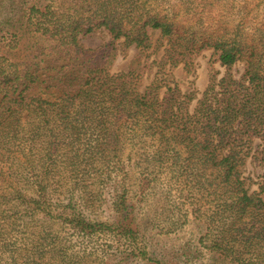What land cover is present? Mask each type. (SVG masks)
Returning a JSON list of instances; mask_svg holds the SVG:
<instances>
[{
    "label": "trees",
    "instance_id": "obj_1",
    "mask_svg": "<svg viewBox=\"0 0 264 264\" xmlns=\"http://www.w3.org/2000/svg\"><path fill=\"white\" fill-rule=\"evenodd\" d=\"M15 1H0L3 264L30 244L33 264H44L47 253L54 264L83 260L81 253L67 259L59 237H51L49 221L56 220L79 235L116 239L126 251L121 264L131 263L129 254L143 264H172L154 259L144 242L142 207L129 194L135 177L144 187L140 200L156 187L172 202L170 214L191 217L196 252H208V264H264V171L254 181L241 169L248 157L264 161V12L254 19L258 26L243 15L232 28L205 31L191 22L193 11L201 18L200 0L192 10L191 0ZM101 29L110 36L106 47L81 44V36ZM118 39L142 51L163 46L144 90L133 70L111 73L102 63ZM204 48L218 53L224 71L199 96L168 84L166 72L159 77L181 64L188 71ZM237 62L244 66L239 78ZM126 147L136 158L123 155ZM98 201L108 202L106 219L87 213ZM173 223L160 231H173Z\"/></svg>",
    "mask_w": 264,
    "mask_h": 264
},
{
    "label": "rangeland",
    "instance_id": "obj_2",
    "mask_svg": "<svg viewBox=\"0 0 264 264\" xmlns=\"http://www.w3.org/2000/svg\"><path fill=\"white\" fill-rule=\"evenodd\" d=\"M12 1L13 0H7L8 3ZM197 1L198 0H191V3L189 4L191 10ZM15 2H13L12 6L16 4ZM202 2V9L198 10L201 18H199L198 13L193 11L194 13L192 12L191 14V22L194 21V27H202V30L205 31L211 30L210 27L212 26H214V28L219 26L232 28L238 23L243 15L245 18L244 20L247 21L246 25L255 26L256 24V26H258L259 21L258 23H255L254 19L258 16V19L260 20L259 14L262 15L264 12V0H200V4ZM186 5L187 4L183 6ZM12 6L5 5L3 10L5 11L6 8H12ZM176 8L182 9V4L178 2ZM1 14L2 13H0V16ZM179 16L180 18L182 17V15ZM151 35L155 39L158 37L159 33L157 30H154ZM121 40L122 39L115 40L109 46L107 45L106 56L102 59V63H106V67L111 73L118 72L119 70H133V73L136 74L138 78L139 89L144 90L145 86L153 78L152 75L157 69L153 60L161 59L163 46L159 44V47L156 50L148 48L143 49L142 51L140 48L133 45L125 46ZM108 41H110V36L106 30L103 29L80 37L81 44L86 48L94 49L102 47ZM217 55L218 53L214 52L213 49L204 48L191 57L192 65L188 68V71L185 70V68H181V64L170 70L167 69L164 71L162 69L159 73V77H162V74L166 72L168 75L165 76V79L168 84L176 83L181 91L186 93H191V91H193L195 96H199L201 93L200 91H202L208 84L209 78L214 75V77L218 79L224 71V67L220 65ZM243 68L244 66L240 62H237L232 67V72L235 78L240 77ZM164 89L165 87H162L160 89L161 92ZM195 98L188 104V109L193 107ZM129 149V147H126L123 155L125 157L130 155L132 159L136 158V156L132 155L133 153H129ZM135 149L136 147L133 148L132 152ZM130 161L132 162V160ZM241 169L243 175L251 177L254 181H258V176L264 171V161H258L255 158L248 157ZM132 170V176H136L137 173L133 172H136L138 168L135 166ZM142 177L143 176L141 175V178ZM135 179V182L133 184L130 183L129 185V194L131 198L135 199L142 207V214L141 217H139V222L144 228V242L148 244L149 250L153 251H151V255L155 257L154 259L159 258L167 260L172 264L210 263L211 257L208 252H196V237L198 236L199 231L196 224L191 221V217L183 222L182 218L170 214L169 212H171V210H169V208H172V206H170L172 202L169 201L166 203L161 199L159 189L156 187L149 188V192L151 190V193L147 194L144 200H140L139 191L144 187H139V178L135 177ZM256 188L257 185L252 184L251 190ZM99 190L105 196L108 195L109 188L107 186L102 187V184L100 183ZM97 204V207H94L93 209L91 208L87 213L91 214V216L97 215L99 218L103 219H106L107 215L110 216L111 211L107 201L102 203L101 201L100 203L98 201ZM53 207L56 209L61 208L58 204H54ZM176 210H179V208H176L174 211ZM172 220L174 221L173 224L175 226L173 231H165V229L160 231V225L163 226V228H166V225ZM35 222L34 229L36 232L39 230V224H42L43 221H40V217H38ZM49 222L53 231L48 232H50L49 234L51 237L53 234L59 237L63 253L66 255L67 259L73 258L75 260L80 253L84 255L83 260L79 263L76 262L75 264H121V262H119L121 254H126V251L120 249L122 246L119 245V242L116 243V239L111 238L109 235L100 234L87 237L75 233L70 229L66 221L60 222L56 220V222ZM27 242L28 241H25V243ZM108 244L111 245L109 246ZM30 245L29 248L25 245L26 247L16 254V261L8 258L7 260L11 261L10 264L32 263L31 257L33 254L30 250ZM91 250L92 252L93 250L95 252L86 256ZM6 255L7 254L4 253L0 257V264H3L5 261L2 257H5ZM128 256L133 259L129 264H143L145 261L141 260L138 262V259L132 258L130 254ZM41 259L44 264H48L49 262L54 264L55 260L53 259L56 258L55 256L51 257V255L47 253Z\"/></svg>",
    "mask_w": 264,
    "mask_h": 264
}]
</instances>
